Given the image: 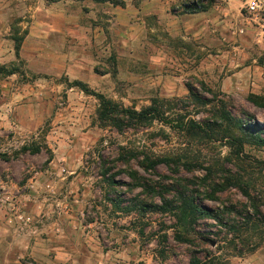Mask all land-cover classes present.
I'll list each match as a JSON object with an SVG mask.
<instances>
[{
    "label": "rangeland",
    "instance_id": "1",
    "mask_svg": "<svg viewBox=\"0 0 264 264\" xmlns=\"http://www.w3.org/2000/svg\"><path fill=\"white\" fill-rule=\"evenodd\" d=\"M249 1L218 8L211 0H0V64L20 70L0 76V98L9 89L36 98L18 103L21 118L35 114L32 126L0 128V241L12 230L38 235L37 228L47 227L19 197L41 194L36 182L53 156L46 141L56 136V113L60 172H81L68 179L86 186L85 202L60 204V222L41 234L50 236V251L15 256L9 249L5 257L0 249V264H264V145L237 127L226 133L219 103L264 135V39L245 20ZM195 2L207 10L186 11ZM203 13L209 18L199 19ZM217 17L227 19L221 29ZM13 27L28 32L21 62ZM79 80L91 92L71 87ZM189 86L212 104L189 100ZM95 94L138 111L156 100L166 119L121 133L98 119ZM191 120H210L214 139L184 132ZM146 156L174 161L147 171ZM228 179L241 180L252 200L234 182L213 192ZM179 192L222 213L228 224L202 217L182 227L170 209ZM236 211H248L253 222L232 233L229 225L242 222Z\"/></svg>",
    "mask_w": 264,
    "mask_h": 264
},
{
    "label": "trees",
    "instance_id": "2",
    "mask_svg": "<svg viewBox=\"0 0 264 264\" xmlns=\"http://www.w3.org/2000/svg\"><path fill=\"white\" fill-rule=\"evenodd\" d=\"M114 5H122L125 6V2H112ZM207 8L203 4H192L189 5L186 11H192L194 13L205 12ZM28 32H24L22 35L19 34V29L16 27L12 28V35L11 38L15 44V55L18 61L21 62V49L25 39V36ZM20 70L17 65H13L12 67H8L6 65L0 64V76H10L19 73ZM205 91H209L211 95H213L212 90H208L204 83L201 84ZM72 86H80L84 89L87 93L91 92L90 89L79 81H74L71 84ZM189 93L188 96L189 100H193L196 103H200L202 105L212 104V100L208 98L206 95L201 94L196 90L193 86H189ZM100 101V106L98 109V119L105 124H109L112 127H115L119 132L123 133L127 129H132L135 127H148L152 126L156 122H164L166 119L165 112L161 109V106L158 105L156 100L152 101V104L142 108L141 110H136L135 108L125 107L122 104H119L111 99H108L106 96L102 94H95ZM215 97V96H214ZM217 99V96H216ZM222 109L220 111L222 123L225 125V132H231L232 127H237L244 131L246 134H252L254 136V142L258 145H264V135L263 130L257 125H251L249 122L247 124H243L237 118L233 116L231 111L227 110V105L223 101H219ZM262 105V104H261ZM264 105V104H263ZM184 132L186 131L189 135L193 138L198 139H214V129L215 126L212 124L210 120H191L185 126H182ZM130 153V152H129ZM241 153V152H240ZM131 156H134L132 154ZM173 159L169 157H149L146 156L143 167L147 171H155L161 165H170L173 163ZM175 163V162H174ZM179 164H184L181 160H178ZM189 163H185L184 166L190 168ZM108 173H105V175ZM114 175L108 178V182L111 185H115ZM232 179H228L226 183H215L213 187V192L218 193L222 191H226L229 187L232 186ZM233 187L241 189L243 194L250 200H252V196L247 188L244 187L243 182L235 180L233 183ZM177 204L175 206H170L171 212H174V215L178 221V223L186 228L187 226H193L197 223L199 219L202 217H206L209 219H218L220 223L224 224L225 226L228 223H224L222 217L220 216L222 213L213 212L207 208L200 206L194 196L188 195L185 192H179L177 198ZM167 204V203H166ZM147 208H150L147 206ZM154 211H158L161 207L154 206L152 208ZM254 210L258 211V208L254 206ZM237 212V211H236ZM239 217H241L242 222H234L232 225H229L231 232H237L241 227L251 225L253 222L252 214L248 211L245 215L241 212H237ZM195 264L199 262L197 260L194 261Z\"/></svg>",
    "mask_w": 264,
    "mask_h": 264
},
{
    "label": "crops",
    "instance_id": "3",
    "mask_svg": "<svg viewBox=\"0 0 264 264\" xmlns=\"http://www.w3.org/2000/svg\"><path fill=\"white\" fill-rule=\"evenodd\" d=\"M200 14V13H199ZM187 18V15H184ZM201 16V17H200ZM199 16V19L209 16H204V13ZM214 21L218 25L216 28H220L227 21L226 17L220 19L217 17ZM178 23V20L176 22ZM181 23V22H180ZM208 25L201 26L198 30V35L206 31ZM2 94L6 97L0 98V100H5L2 105H0V128L3 130L24 128L25 126H32L35 122V114L30 117L23 116L21 118V108L22 106L18 103L35 101V95L33 93H24L20 90H3ZM52 97V95L48 96ZM52 100V99H51ZM53 132L56 136L53 138H48L46 145L52 149L53 156L51 157L48 168L42 171L41 176L36 182V189L39 190L41 194L30 193L29 195L20 196L19 200L21 203L26 205V210L29 213L35 215H42L43 222L47 224V227L37 228L38 235H27L24 233L20 234L12 230L11 237H7L6 240L0 241V249L5 251L4 256L9 255L8 250L12 249L18 255L19 251L24 252L23 255L38 256V252L41 250L50 251L52 245L46 244L51 238L46 235V238L41 236V234H48L50 229L53 230V226L58 221L60 222V204L74 207V203L78 204L80 207L85 201V185L73 186V182L68 178L82 177L83 174L77 171H71L64 173L60 172V113H56V117L53 119ZM46 161V160H44ZM43 193V194H42ZM74 201V203H73ZM41 213V214H40ZM3 224L2 222H0ZM47 246V248H46Z\"/></svg>",
    "mask_w": 264,
    "mask_h": 264
},
{
    "label": "built area",
    "instance_id": "4",
    "mask_svg": "<svg viewBox=\"0 0 264 264\" xmlns=\"http://www.w3.org/2000/svg\"><path fill=\"white\" fill-rule=\"evenodd\" d=\"M211 1L214 2V4H216L218 8L219 6L229 5L232 2V0H211ZM198 3L199 2H195V4H198ZM189 5H192V4L190 3ZM245 10H246L245 20L247 24L251 26L257 25L264 39V0L249 1L245 6ZM62 104L63 103H60V100H59V103L57 105H59L60 107ZM13 209H15L14 206H13ZM18 218L20 220H23V216H19Z\"/></svg>",
    "mask_w": 264,
    "mask_h": 264
},
{
    "label": "water",
    "instance_id": "5",
    "mask_svg": "<svg viewBox=\"0 0 264 264\" xmlns=\"http://www.w3.org/2000/svg\"><path fill=\"white\" fill-rule=\"evenodd\" d=\"M212 245L215 246L216 245L215 242H212Z\"/></svg>",
    "mask_w": 264,
    "mask_h": 264
}]
</instances>
